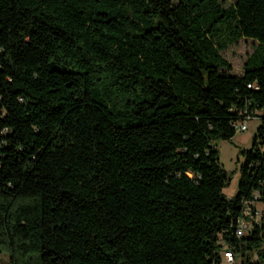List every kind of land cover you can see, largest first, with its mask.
Here are the masks:
<instances>
[{"label": "trees", "instance_id": "trees-1", "mask_svg": "<svg viewBox=\"0 0 264 264\" xmlns=\"http://www.w3.org/2000/svg\"><path fill=\"white\" fill-rule=\"evenodd\" d=\"M257 46L240 76L222 57ZM248 116L238 193L215 142ZM264 0H0L8 264H264ZM227 264V262H226Z\"/></svg>", "mask_w": 264, "mask_h": 264}, {"label": "rangeland", "instance_id": "rangeland-1", "mask_svg": "<svg viewBox=\"0 0 264 264\" xmlns=\"http://www.w3.org/2000/svg\"><path fill=\"white\" fill-rule=\"evenodd\" d=\"M222 1L225 7L235 2V0ZM256 46L257 43L255 41L242 39L221 52L222 57L231 65L230 74L236 76L243 74L245 61L252 55ZM259 126L260 121H249V129L246 132H237L231 140H219L215 142L220 164L229 179V184L223 190V194L229 199L235 197L238 193L240 168L244 163V157L241 152L252 148L254 136L257 134ZM0 264H8L6 255H0ZM222 264H226V262L223 261Z\"/></svg>", "mask_w": 264, "mask_h": 264}, {"label": "built area", "instance_id": "built-area-1", "mask_svg": "<svg viewBox=\"0 0 264 264\" xmlns=\"http://www.w3.org/2000/svg\"><path fill=\"white\" fill-rule=\"evenodd\" d=\"M257 120L255 116H248L243 123L234 126L237 132H246L249 121ZM254 229L264 230V199L259 194H254L253 199L245 202L242 216L236 221V235L244 237ZM227 264H233L234 255L227 251L224 253Z\"/></svg>", "mask_w": 264, "mask_h": 264}]
</instances>
